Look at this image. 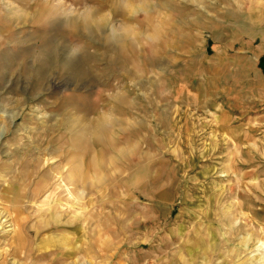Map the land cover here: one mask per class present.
<instances>
[{"label":"rangeland","instance_id":"rangeland-1","mask_svg":"<svg viewBox=\"0 0 264 264\" xmlns=\"http://www.w3.org/2000/svg\"><path fill=\"white\" fill-rule=\"evenodd\" d=\"M0 264H264V0H0Z\"/></svg>","mask_w":264,"mask_h":264}]
</instances>
